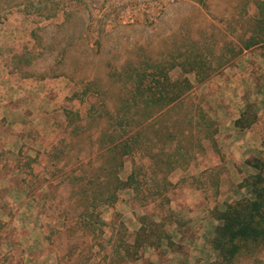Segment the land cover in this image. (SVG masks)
Here are the masks:
<instances>
[{"label": "rangeland", "instance_id": "374dc122", "mask_svg": "<svg viewBox=\"0 0 264 264\" xmlns=\"http://www.w3.org/2000/svg\"><path fill=\"white\" fill-rule=\"evenodd\" d=\"M149 1L0 0V264H130L142 219L186 227L218 78L245 52L264 63V0ZM242 244L210 264H264Z\"/></svg>", "mask_w": 264, "mask_h": 264}, {"label": "crops", "instance_id": "0c3cea01", "mask_svg": "<svg viewBox=\"0 0 264 264\" xmlns=\"http://www.w3.org/2000/svg\"><path fill=\"white\" fill-rule=\"evenodd\" d=\"M260 58L256 52H245L218 78V88L210 97L218 123V150H206L200 168L206 172L205 188L184 190V207L179 210L186 227L174 222L157 244L144 246L142 258L130 264H144L147 259L149 264H210L216 259L212 240L220 226L217 215L235 202L253 199L247 180L259 170L249 162H264V63ZM219 168L223 173L212 184L211 173ZM186 175L183 171L176 184H183ZM15 192L10 188L6 195ZM140 230L141 225L129 229L134 236Z\"/></svg>", "mask_w": 264, "mask_h": 264}, {"label": "trees", "instance_id": "16d2710c", "mask_svg": "<svg viewBox=\"0 0 264 264\" xmlns=\"http://www.w3.org/2000/svg\"><path fill=\"white\" fill-rule=\"evenodd\" d=\"M144 96V93H140V98H144ZM176 101L177 99L172 100L166 108H170ZM143 104L148 105V102ZM165 110V108L160 109L157 115H162ZM150 120L151 119L148 118L140 126L139 133L142 132L144 126L150 122ZM130 147L129 143L123 145L120 154L123 151L125 154H122L121 158L130 156L132 153ZM122 163L121 160L117 170L122 166ZM249 163L259 170V174L251 177L250 180H247V185L251 188L253 199L238 201L235 204L230 205L226 212L217 215V219L221 222V225L217 228L216 236L212 241V246L215 250L219 251L221 259L228 258L227 255L229 253L235 252L236 254V247L239 246L240 243H243L242 245H252L254 247L264 244V162L254 160ZM115 184V192L122 190V187L125 185L119 179L117 174ZM104 204H106V202ZM145 220L146 218L141 220V230L132 237V246L137 249L153 245V241L150 240L140 243V240L143 237L150 238L152 236V238L156 237L157 240H160L163 236V234L159 235L154 229L150 228ZM150 224L155 225L154 221H151Z\"/></svg>", "mask_w": 264, "mask_h": 264}, {"label": "built area", "instance_id": "2783aa9c", "mask_svg": "<svg viewBox=\"0 0 264 264\" xmlns=\"http://www.w3.org/2000/svg\"><path fill=\"white\" fill-rule=\"evenodd\" d=\"M157 1H162V2H159V3H156ZM154 4H153V6L152 7H157V6H162L163 4H167V2H174L175 0H157ZM140 6L142 7V9L141 10H143L144 12L145 11H147V7L149 6H151L152 4H151V2L149 1V0H140ZM148 2H150V3H148Z\"/></svg>", "mask_w": 264, "mask_h": 264}]
</instances>
